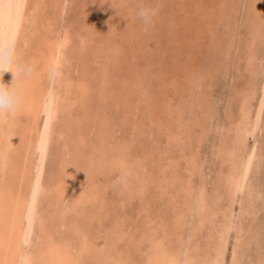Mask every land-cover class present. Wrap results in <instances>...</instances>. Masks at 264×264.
Instances as JSON below:
<instances>
[{
	"label": "rangeland",
	"instance_id": "rangeland-1",
	"mask_svg": "<svg viewBox=\"0 0 264 264\" xmlns=\"http://www.w3.org/2000/svg\"><path fill=\"white\" fill-rule=\"evenodd\" d=\"M106 1L66 0L64 13L55 22L58 28L67 27L72 38L65 49L70 59L66 72L75 82L86 83L83 91L78 88L75 105L66 106L64 111L67 118L63 122L70 121L65 123L68 126L64 139L70 135L67 142L78 150L73 157L84 167L94 165L88 163L89 151L98 148L102 139L107 146L127 144L130 157L147 155L150 166L145 176L150 174L153 180L143 190H122L118 180H109L108 210L89 220L93 228L107 230L128 209L127 224L136 222L145 229L150 217L155 228L158 223L173 226L171 242L181 239L184 249L194 250V256L208 260L219 222L226 216L229 235L225 238L221 264H233L231 257L239 233L242 242L238 255L243 256L240 264H264V0ZM141 3L157 9L150 25L136 15ZM246 92L253 94L249 125L253 124L263 99L261 118L258 130L251 131L250 125L248 136L239 139L235 122L241 113V96ZM79 134L84 141H78ZM62 140H53L50 165L55 161V149L59 148L56 145ZM249 154L255 159L251 160L247 188L237 192L229 203L222 190L224 175L236 160L234 156L243 162ZM168 161L178 176L173 185L158 179L156 173ZM82 168L79 167L80 172ZM187 181L190 189H180ZM201 188L210 204L204 212L196 202ZM216 191H221L223 198L217 197L214 202ZM120 197L125 199L119 204L116 201ZM146 242H141L140 247L145 248ZM132 255L138 260L139 254Z\"/></svg>",
	"mask_w": 264,
	"mask_h": 264
},
{
	"label": "bare ground",
	"instance_id": "bare-ground-1",
	"mask_svg": "<svg viewBox=\"0 0 264 264\" xmlns=\"http://www.w3.org/2000/svg\"><path fill=\"white\" fill-rule=\"evenodd\" d=\"M3 2L23 5L15 32L9 31L6 23L4 36L14 40L21 61L33 64L35 70L31 75H17L14 84L20 93L21 102L13 112L0 115V264H221L225 255V238L229 235H226L229 228V220L227 222L226 216L219 222L218 236L214 242V248H212L213 253L207 255L210 257L208 260L206 257L194 256L195 254L192 252L194 250L184 249L181 239L171 242L173 226L170 228V226H163L164 223H158V227L163 228L160 231L158 227L152 226L155 221L152 222L148 215V221L143 222L145 229L139 227V224L136 225V222H131L135 226H131V223L127 224L125 214L128 209L124 215L118 216V220L114 221L107 230L103 231L101 227L93 228L89 220L99 212L108 210L106 202L111 196H107L110 197L107 199L106 191L110 187L109 180H118L119 188L122 190L132 187L143 190L148 187L150 179L153 180L150 178L151 176L149 177L150 174L145 176L150 162L146 161V154L144 156L131 155L130 157L127 144L107 146V143L102 139L98 148L94 147L89 151L88 163L91 162L94 165L79 166L78 158L73 157L74 153L78 154V150L72 149L70 147L72 144L66 140L70 138V135L67 134L64 139V129L70 121L63 122V119L67 118L63 114L66 106L75 105L78 100L77 90L79 88L80 91H83L84 87L86 88V83L84 81L75 82L70 73L65 70L70 62L65 49L72 38L67 27L58 28L55 22L64 13L66 0H3ZM12 15L15 18L16 10L14 8ZM56 16L59 17L56 18ZM39 29H42V33ZM85 44L86 42H83L82 46ZM247 52L249 51L247 50ZM53 62L60 64L61 72L55 79H50L47 69ZM12 67L13 71H16V66ZM70 68L72 69L71 66ZM13 79L14 73L11 69L0 70V81L10 84ZM251 92L253 93V90ZM252 96L253 94L247 92L241 96V113L235 122L236 138L240 139L249 132ZM263 99L253 119L251 131H255L256 126L259 125ZM250 135L252 136V134ZM54 139L63 140L56 145L59 148L55 149V161L50 165ZM79 139L84 141L83 135L79 134L78 141ZM73 140L71 141L73 142ZM232 152L233 149H231L230 158L233 155ZM251 152L253 151L251 150ZM234 157L236 160L224 175L222 184V190L225 191L229 203L232 202L237 192H240L244 187L247 188L246 181L252 160L251 154L243 162H240L237 156ZM79 167H83L82 172L79 171ZM172 167L170 161L162 163L160 170L156 172L159 174L158 179L168 180L173 185L178 176ZM113 170H117L116 173L113 174ZM79 181H82L81 185ZM249 188L248 186L247 192H249ZM180 189L189 190L190 181L185 182ZM34 192L35 198H33ZM220 192L216 191L214 202L217 197L222 196ZM247 196L249 195L247 194ZM250 197L249 199H251ZM123 198H118L116 202L120 204ZM222 198L220 197V200ZM206 199L207 194L201 188L196 202L199 203L203 212L209 204ZM178 204L181 205V203ZM152 206L154 208V205ZM142 209L144 208L142 207ZM138 214L137 216H139ZM175 218L178 219L177 215ZM200 221L202 222V220ZM129 227L131 229L133 227L134 231L131 229L129 231ZM158 232L160 233L158 234ZM240 236L239 233L233 255L230 256L233 264H240L243 257L240 255L241 253L238 255ZM245 237L243 236V238ZM145 239L147 240L145 248H141V242H145ZM133 253L139 254L141 257L138 255L137 260L132 255Z\"/></svg>",
	"mask_w": 264,
	"mask_h": 264
},
{
	"label": "clouds",
	"instance_id": "clouds-1",
	"mask_svg": "<svg viewBox=\"0 0 264 264\" xmlns=\"http://www.w3.org/2000/svg\"><path fill=\"white\" fill-rule=\"evenodd\" d=\"M156 12V8L146 3H141L136 8L137 17L146 25L152 23ZM13 65L16 66V71H13ZM3 69H11L14 73V79L10 84L0 81V115L13 112L21 102L20 93L14 84L17 75H31L35 70L33 64L21 61L14 40L0 36V70ZM47 71L49 78L55 79L60 75V64L53 62L49 65Z\"/></svg>",
	"mask_w": 264,
	"mask_h": 264
},
{
	"label": "snow or ice",
	"instance_id": "snow-or-ice-1",
	"mask_svg": "<svg viewBox=\"0 0 264 264\" xmlns=\"http://www.w3.org/2000/svg\"><path fill=\"white\" fill-rule=\"evenodd\" d=\"M13 8L16 10L15 18H13V15H12ZM22 8H23V5L20 3L5 4L3 0H0V36L5 35L6 23H7L8 30L12 31L13 33L15 32V28L19 24ZM6 16H7V20H6ZM33 198H35V192L33 193Z\"/></svg>",
	"mask_w": 264,
	"mask_h": 264
}]
</instances>
